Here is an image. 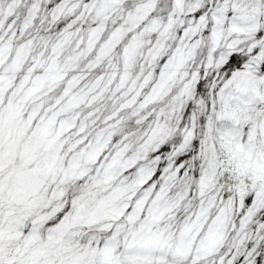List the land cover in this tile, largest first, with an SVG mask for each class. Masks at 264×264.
Listing matches in <instances>:
<instances>
[{
	"label": "snow or ice",
	"instance_id": "snow-or-ice-1",
	"mask_svg": "<svg viewBox=\"0 0 264 264\" xmlns=\"http://www.w3.org/2000/svg\"><path fill=\"white\" fill-rule=\"evenodd\" d=\"M0 264H264V0H0Z\"/></svg>",
	"mask_w": 264,
	"mask_h": 264
}]
</instances>
